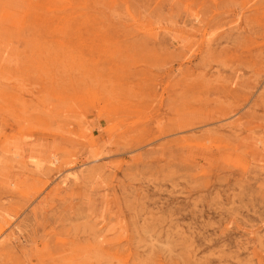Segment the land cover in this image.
<instances>
[{
    "label": "rangeland",
    "instance_id": "1",
    "mask_svg": "<svg viewBox=\"0 0 264 264\" xmlns=\"http://www.w3.org/2000/svg\"><path fill=\"white\" fill-rule=\"evenodd\" d=\"M0 264H264V0H0Z\"/></svg>",
    "mask_w": 264,
    "mask_h": 264
}]
</instances>
